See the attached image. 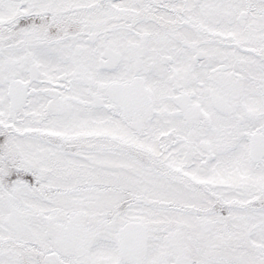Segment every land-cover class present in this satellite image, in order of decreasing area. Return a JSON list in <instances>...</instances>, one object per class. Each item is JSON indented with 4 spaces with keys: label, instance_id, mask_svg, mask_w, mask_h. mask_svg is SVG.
Segmentation results:
<instances>
[{
    "label": "snow or ice",
    "instance_id": "6c2138e0",
    "mask_svg": "<svg viewBox=\"0 0 264 264\" xmlns=\"http://www.w3.org/2000/svg\"><path fill=\"white\" fill-rule=\"evenodd\" d=\"M0 264H264V0H0Z\"/></svg>",
    "mask_w": 264,
    "mask_h": 264
}]
</instances>
